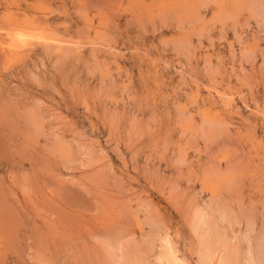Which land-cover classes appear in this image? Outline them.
I'll return each mask as SVG.
<instances>
[{"label":"rangeland","instance_id":"374dc122","mask_svg":"<svg viewBox=\"0 0 264 264\" xmlns=\"http://www.w3.org/2000/svg\"><path fill=\"white\" fill-rule=\"evenodd\" d=\"M0 203V264H264V0H0Z\"/></svg>","mask_w":264,"mask_h":264},{"label":"bare ground","instance_id":"6f19581e","mask_svg":"<svg viewBox=\"0 0 264 264\" xmlns=\"http://www.w3.org/2000/svg\"><path fill=\"white\" fill-rule=\"evenodd\" d=\"M43 41V40H42ZM50 42V41H49ZM43 43V42H42ZM2 48V47H1ZM4 48V47H3ZM5 49V48H4ZM10 50V49H9ZM66 58V57H65ZM35 110V109H34ZM36 111V110H35ZM38 114V113H37ZM41 116V115H40ZM35 117V116H34ZM37 117H39V116H37ZM30 120V119H29ZM38 120V119H37ZM41 121V120H40ZM35 123V122H34ZM41 124V123H40ZM213 126H214V124H212ZM36 129V128H35ZM41 132H42V130H41ZM40 133V132H39ZM66 149V148H65ZM235 186V185H234ZM232 190V189H231ZM2 203H0V205H1ZM226 205V204H225ZM222 208V207H221ZM224 208V207H223ZM227 211V210H226ZM221 219H222V221L224 222V221H227V220H229L230 219V215H229V213H227V212H224V211H222L221 213ZM202 214L201 213H199L198 215H197V218H196V220H195V222H194V227H195V231H196V233H199V236H201L200 234H202V236H201V239H202V250L201 251H203L204 253H203V255H204V259H205V261L206 262H202L203 264H212V261H213V258L216 256V254L219 252V251H221V250H226V253H225V255L223 256V252H221V256H223V258H222V260H221V264H237V262L240 260L239 258H238V256L240 255V254H238V248L237 247H235V248H233V249H231L230 248V245L228 244V242L226 241V237H227V235L226 234H222L221 233V231L223 230H221V231H217V229H219V228H217L218 226H216V222H213V220L212 221H210V223L209 222H206V221H204V219L202 218V216H201ZM214 215V214H213ZM246 215V214H245ZM244 215V216H245ZM209 219H211V218H209ZM252 220V219H251ZM230 222V221H229ZM233 226V225H232ZM208 228V232H209V229H212V231H216L215 233H216V238H217V241H214V236H215V234H213V232L212 233H208V232H206V230L204 229V228ZM121 228V227H120ZM156 228V227H155ZM206 228V229H207ZM204 230H205V232L206 233H208V235H212L213 236V238L211 239L209 236H207L206 235V233L204 232ZM220 230V229H219ZM155 232V231H154ZM129 233V232H128ZM157 233V232H156ZM160 233V232H159ZM159 233H157V235L159 234ZM225 233V232H224ZM129 235H131V234H129ZM160 235V234H159ZM225 235H226V237H225ZM198 236V237H199ZM110 237V236H109ZM113 237V236H112ZM153 237V236H152ZM155 237V236H154ZM164 237V236H163ZM228 238V237H227ZM114 240V239H113ZM165 240H167V238H165ZM199 240H200V237H199ZM109 241V240H108ZM45 242V241H44ZM111 242V241H110ZM115 242V241H114ZM117 242V241H116ZM152 242H153V240H152ZM152 242H150V243H152ZM169 243L168 242V240L167 241H165V243ZM199 242H201V241H199ZM161 243V242H160ZM164 244V245H167L168 246V244ZM172 243V242H171ZM112 244V243H111ZM130 245H131V243H129ZM128 244V245H129ZM170 244V243H169ZM113 245V244H112ZM116 245V244H115ZM115 245H113L114 246V248H116L115 247ZM123 245V244H122ZM126 245V244H125ZM128 245H126L127 247H125L123 250L125 251V259H124V261H114L113 259H110L111 261L113 260V264H133V263H137V264H142V258L140 257V256H142V255H138V254H140L141 253V251H140V249H137V247H135V248H133L132 247V245H131V247H130V245L128 246ZM153 245H154V243H153ZM112 246V247H113ZM117 246V245H116ZM136 246V245H135ZM171 246V247H170ZM170 246H168L167 248L166 247H163V250H162V255L161 256H159L160 258H159V260L161 261V263L162 262H165V264L167 263V264H181V263H179V261L177 260L178 258H176V256H175V252L173 251V249L172 248H174L173 247V245H170ZM111 247V246H110ZM122 247V246H121ZM159 247H162V246H159ZM256 247H259V246H256ZM118 248V247H117ZM120 249V248H119ZM118 249V250H119ZM144 249V248H143ZM148 249H150V248H148ZM175 249V248H174ZM250 249V248H249ZM122 250V249H121ZM198 250V249H197ZM228 250H230V251H228ZM109 251V250H108ZM111 251V250H110ZM123 251V252H124ZM147 251V250H146ZM113 252V251H112ZM240 252V251H239ZM144 253V252H143ZM97 254V253H96ZM114 253H112V255H111V257H113L114 255H113ZM142 254V253H141ZM203 255L201 256L202 258H203ZM258 255V254H257ZM260 255V254H259ZM122 257H123V255H122ZM97 259V258H96ZM148 259V258H147ZM204 259H202V260H204ZM239 259V260H238ZM259 259V258H258ZM264 259V258H263ZM43 260V259H42ZM145 260V259H144ZM261 260V259H260ZM201 262V261H200ZM241 262V261H240ZM164 264V263H163ZM219 264V263H218Z\"/></svg>","mask_w":264,"mask_h":264}]
</instances>
